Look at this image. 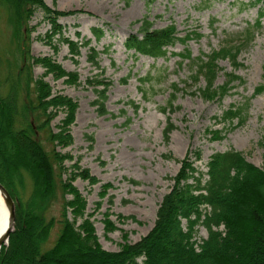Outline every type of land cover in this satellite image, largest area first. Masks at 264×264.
<instances>
[{
  "label": "rangeland",
  "instance_id": "obj_1",
  "mask_svg": "<svg viewBox=\"0 0 264 264\" xmlns=\"http://www.w3.org/2000/svg\"><path fill=\"white\" fill-rule=\"evenodd\" d=\"M250 1L45 0L50 8L66 13L58 18L65 37L91 40V45L101 52L103 78L112 82L106 114H101L95 104L98 94L89 80L99 70L88 61V48H82L81 54L74 56L58 36L50 43L46 35L51 24L41 8L28 20L27 47L31 56L50 57L67 71L78 73V82L69 83L66 78L57 79L46 73L40 63L32 69L34 78L45 79L55 94L70 96L79 103L71 126L73 143L59 150L73 156L72 160H66L71 170L72 164L78 162L97 178V183L92 184L77 177L73 184L86 199L85 218L93 221L99 242L106 250L119 251L124 244L139 241L153 229L159 205L173 186L169 177L179 172L180 160L188 154L197 169L205 173L204 180L207 164L218 152L236 149L248 161L263 166L264 92H255L264 84V16L261 17L260 7ZM145 17L154 28L174 25L178 36L194 32L193 37L170 46L165 57L136 54L127 50L124 43L129 36L139 33V21ZM259 19L261 27L257 28ZM93 28L104 30L100 41L96 40ZM252 31L253 41L239 55L240 66L234 67L229 60L218 62L216 86L226 83L229 73L237 74L242 81H234L232 90L223 98L201 94L199 87L205 86V79L198 84L192 82V63L179 54L186 49L193 57L210 54L228 40L242 44ZM198 33L202 37H196ZM0 58L3 76L22 63L6 6L0 8ZM147 76L151 82L150 86L142 87L150 90L145 98L140 84ZM173 84L180 88L175 108L164 113L162 107L168 103ZM130 101L140 105L137 111ZM232 106H247L243 123L238 119H222ZM168 115L176 129L167 142L163 131ZM63 118L62 112L54 118L55 131ZM59 207L56 202L51 214L58 216ZM106 220L114 223L113 227H107ZM57 235L58 228L53 231L50 245ZM207 236V229L199 226L196 240L200 243Z\"/></svg>",
  "mask_w": 264,
  "mask_h": 264
},
{
  "label": "trees",
  "instance_id": "obj_2",
  "mask_svg": "<svg viewBox=\"0 0 264 264\" xmlns=\"http://www.w3.org/2000/svg\"><path fill=\"white\" fill-rule=\"evenodd\" d=\"M250 4L259 6L263 11L261 17L264 16V0H251ZM2 6H6L14 24L22 63L5 76L0 71V183L15 202L14 227L8 244L0 250V264H264V134L262 167L248 161L241 151L231 149L211 156L204 180L205 173L197 169L188 154L180 160L179 172L169 177L173 186L159 205L153 229L139 241L124 244L119 251L103 248L93 221L85 218L86 199L73 184L77 177L92 184L97 183V178L78 162L72 164L71 170L66 160L73 156L59 150L73 143L71 126L79 103L70 96L55 94L45 79L34 78L32 69L40 63L46 73L57 79L66 78L69 83L78 82V73L67 71L50 57L31 56L27 47L28 20L41 8L51 24L46 35L50 43L58 36L74 56L88 48L87 59L99 70L89 80L98 94L95 104L101 114H106L112 82L103 78L101 52L91 45V40L65 37L58 18L66 13L50 8L45 0H0ZM139 22V33L129 36L124 45L129 51L156 59L165 57L170 46L186 42L194 33L180 37L174 25L154 28L147 17ZM260 27L259 19L257 28ZM93 33L97 41L105 34L102 28H93ZM196 37L202 35L198 33ZM253 39L254 31L248 33L242 44L228 40L210 54L193 57L186 49L179 55L192 63V82L198 84L205 79V86L199 87L201 94L223 98L232 90V83L242 79L229 73V80L216 86L218 62L229 60L234 67L238 66L242 49ZM150 82V76L141 80L140 90L145 98L150 90L142 87L150 86ZM178 91V84H173L168 103L162 107L164 113L175 108ZM263 92L264 84L255 93ZM129 104L136 111L140 107L135 101ZM246 108L232 106L222 119L243 123ZM60 112L64 118L55 131L53 120ZM130 121L128 118L127 124ZM167 121L163 132L168 142L176 126L170 115ZM56 202L60 203L58 216L50 212ZM106 225L113 227L114 223L106 220ZM199 226L208 231L207 238L200 243L195 238ZM56 228L58 235L50 245Z\"/></svg>",
  "mask_w": 264,
  "mask_h": 264
},
{
  "label": "water",
  "instance_id": "obj_3",
  "mask_svg": "<svg viewBox=\"0 0 264 264\" xmlns=\"http://www.w3.org/2000/svg\"><path fill=\"white\" fill-rule=\"evenodd\" d=\"M0 190L4 196L5 204L9 208L10 216H9V224L8 228L0 234V250L4 244H7L9 241L10 234L14 227L15 222V202L10 196L8 190L0 183Z\"/></svg>",
  "mask_w": 264,
  "mask_h": 264
},
{
  "label": "bare ground",
  "instance_id": "obj_4",
  "mask_svg": "<svg viewBox=\"0 0 264 264\" xmlns=\"http://www.w3.org/2000/svg\"><path fill=\"white\" fill-rule=\"evenodd\" d=\"M10 211L0 190V234L8 228Z\"/></svg>",
  "mask_w": 264,
  "mask_h": 264
}]
</instances>
